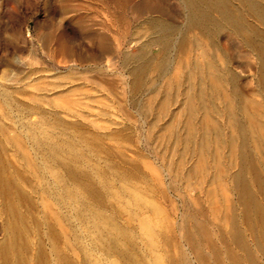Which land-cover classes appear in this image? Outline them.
<instances>
[{
	"label": "rangeland",
	"instance_id": "374dc122",
	"mask_svg": "<svg viewBox=\"0 0 264 264\" xmlns=\"http://www.w3.org/2000/svg\"><path fill=\"white\" fill-rule=\"evenodd\" d=\"M183 13L181 0H0V264L16 226L17 264H65L60 254L73 264H155L147 225L163 264L180 248L193 261L184 214L215 230L211 207L234 193L213 167L187 173L195 155L182 124L165 126L182 96L156 109L166 76L149 72L135 91L127 71L140 50L159 52L146 43L148 17L182 24ZM221 37L238 89L261 99L254 51L234 33Z\"/></svg>",
	"mask_w": 264,
	"mask_h": 264
},
{
	"label": "bare ground",
	"instance_id": "6f19581e",
	"mask_svg": "<svg viewBox=\"0 0 264 264\" xmlns=\"http://www.w3.org/2000/svg\"><path fill=\"white\" fill-rule=\"evenodd\" d=\"M235 1L233 6L232 0H181L182 24L148 17L146 43L157 44L159 52L152 57L140 50L127 67L130 88L135 91L143 87L149 72L166 76L156 109L165 113L170 102L182 96L165 126L171 133L182 124L179 138L184 149L192 147L195 155L187 173L204 177L213 167V180L234 193V200L223 207H211L220 220L215 230L196 211L184 214L183 239L193 261L180 248L177 256L168 254L170 264H264L259 258L264 255V0ZM224 31L234 33L254 51L261 99L238 89L237 73L227 61L230 53L220 42ZM172 48L178 63L174 68L169 56ZM128 61L129 56L122 62ZM146 228L155 264H163V254L156 248L158 231ZM117 230L129 235L120 227ZM19 233L16 226L3 242L4 264L18 262L11 259V252L20 248ZM162 237L166 243L168 237L164 233ZM58 257L73 264L62 254Z\"/></svg>",
	"mask_w": 264,
	"mask_h": 264
}]
</instances>
